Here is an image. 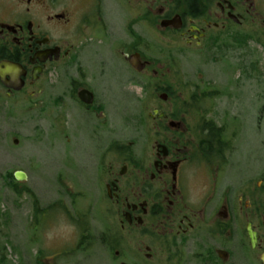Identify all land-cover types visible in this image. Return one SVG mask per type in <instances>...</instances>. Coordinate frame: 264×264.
<instances>
[{
    "label": "flooded vegetation",
    "instance_id": "af4514ba",
    "mask_svg": "<svg viewBox=\"0 0 264 264\" xmlns=\"http://www.w3.org/2000/svg\"><path fill=\"white\" fill-rule=\"evenodd\" d=\"M190 54L214 76L184 86ZM263 64L264 0H0V105L46 104L72 124L93 203L132 242L121 257L82 217L69 223L83 231L48 233L52 248L33 232L38 248L18 263L0 245V264H264ZM134 88L151 93L149 122L120 137Z\"/></svg>",
    "mask_w": 264,
    "mask_h": 264
},
{
    "label": "rangeland",
    "instance_id": "374dc122",
    "mask_svg": "<svg viewBox=\"0 0 264 264\" xmlns=\"http://www.w3.org/2000/svg\"><path fill=\"white\" fill-rule=\"evenodd\" d=\"M161 48L162 44L152 37V55L157 57L158 53H162ZM203 60L196 54L189 55L185 64L188 78L181 81L184 86H196L201 83L197 71L203 73L204 81L214 76L215 66L211 63L205 64ZM206 60L209 61V58ZM226 71L223 64L218 65L217 73ZM60 82L50 91L56 98L64 92L63 82ZM161 82L163 81L158 79L152 80L153 95L155 87L161 86ZM262 92L263 113L259 112V116H262L264 138V77ZM151 93L142 92L137 88L131 90L132 105L118 112L120 137L134 135L132 130L134 123H137V117L142 118L141 123L149 122L143 107ZM45 106L46 104L31 111H21L16 105L12 106L6 101H2L0 105V233L3 234L0 235V245L5 246L11 259L18 263L21 256L35 253L38 248L31 241L33 232H45L42 247L52 248L49 232L83 231L81 224L74 225L69 222L89 217L92 220H88V231H103L114 238L117 237L121 257L126 256L131 250L130 233L120 229L107 206L102 202L95 204L92 201L90 190L93 187L87 185L86 180L89 179L85 176L82 161V153L87 151L89 144L75 134L74 137L69 136L74 133L70 127L72 124H66L64 118L56 123L51 111H41ZM62 110V107H58L55 110L56 115ZM58 123H64L68 130L67 135L64 134L63 126L57 125ZM14 140L19 141L18 145L14 144ZM16 171L25 172L28 181L17 182L14 179ZM42 217V223L35 229L37 220ZM51 220L54 224L46 223ZM2 237H6V240Z\"/></svg>",
    "mask_w": 264,
    "mask_h": 264
},
{
    "label": "water",
    "instance_id": "95a60500",
    "mask_svg": "<svg viewBox=\"0 0 264 264\" xmlns=\"http://www.w3.org/2000/svg\"><path fill=\"white\" fill-rule=\"evenodd\" d=\"M131 63L133 65L134 68H136L138 70V62L135 61L134 59L131 60ZM13 69L11 68V66L8 65H4V68L1 69V75L3 76L5 74V72H11L12 73ZM161 98L165 99V96L162 95ZM174 123V122H172ZM19 141L18 140H14V144L18 145ZM15 179L18 182H26L28 180V176L26 173L22 172V171H17L14 174Z\"/></svg>",
    "mask_w": 264,
    "mask_h": 264
}]
</instances>
